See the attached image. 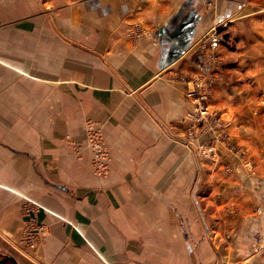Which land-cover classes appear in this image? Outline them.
Wrapping results in <instances>:
<instances>
[{"label":"crops","instance_id":"1","mask_svg":"<svg viewBox=\"0 0 264 264\" xmlns=\"http://www.w3.org/2000/svg\"><path fill=\"white\" fill-rule=\"evenodd\" d=\"M223 23L208 103L251 170L183 143L184 79L212 69L196 45ZM0 248L19 264H264V0H0Z\"/></svg>","mask_w":264,"mask_h":264},{"label":"built area","instance_id":"2","mask_svg":"<svg viewBox=\"0 0 264 264\" xmlns=\"http://www.w3.org/2000/svg\"><path fill=\"white\" fill-rule=\"evenodd\" d=\"M225 25L226 23H223L212 27L196 45L198 51L211 63L212 69L207 73H200L184 79L188 84L185 95L189 101V109L183 118L186 125V136L183 143L193 148L197 155L205 160H214L220 147H225L228 151L236 154L242 164L251 170L252 164L246 157L245 150L231 144L226 122L220 113L211 108L208 103L219 65L216 49L223 39L221 31ZM85 133L91 149L92 169L97 176L103 177L108 171L110 157L101 128L95 122L87 120ZM201 137L204 139L202 140ZM225 170L231 172L232 168L226 166ZM40 230V226H34L27 230L23 242L28 247H34L39 241L38 232Z\"/></svg>","mask_w":264,"mask_h":264},{"label":"water","instance_id":"3","mask_svg":"<svg viewBox=\"0 0 264 264\" xmlns=\"http://www.w3.org/2000/svg\"><path fill=\"white\" fill-rule=\"evenodd\" d=\"M170 22H172V20H170ZM183 50H186V48ZM197 54L198 53H196L195 55ZM0 264H19V263L13 256L9 255V256L0 257Z\"/></svg>","mask_w":264,"mask_h":264},{"label":"rangeland","instance_id":"4","mask_svg":"<svg viewBox=\"0 0 264 264\" xmlns=\"http://www.w3.org/2000/svg\"><path fill=\"white\" fill-rule=\"evenodd\" d=\"M9 256L7 254V251H4V249L0 248V257Z\"/></svg>","mask_w":264,"mask_h":264}]
</instances>
